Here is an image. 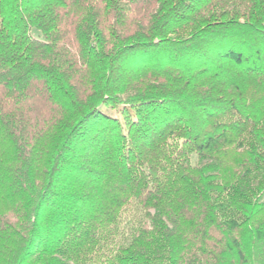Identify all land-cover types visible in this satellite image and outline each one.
Instances as JSON below:
<instances>
[{"label":"trees","instance_id":"16d2710c","mask_svg":"<svg viewBox=\"0 0 264 264\" xmlns=\"http://www.w3.org/2000/svg\"><path fill=\"white\" fill-rule=\"evenodd\" d=\"M0 264H264V0H0Z\"/></svg>","mask_w":264,"mask_h":264},{"label":"rangeland","instance_id":"374dc122","mask_svg":"<svg viewBox=\"0 0 264 264\" xmlns=\"http://www.w3.org/2000/svg\"><path fill=\"white\" fill-rule=\"evenodd\" d=\"M37 35L40 36V34L38 33ZM195 162L196 159L193 158L192 163L194 164ZM141 218H143L142 212L136 209L134 206L129 207V209L125 210L122 216V226H123V230L121 234L122 239H124L125 235L128 234L133 224L136 223V221H138Z\"/></svg>","mask_w":264,"mask_h":264}]
</instances>
